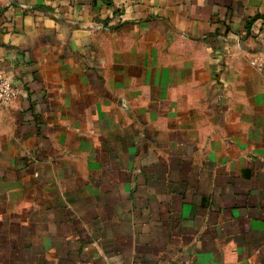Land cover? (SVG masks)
Instances as JSON below:
<instances>
[{
    "label": "crops",
    "instance_id": "obj_1",
    "mask_svg": "<svg viewBox=\"0 0 264 264\" xmlns=\"http://www.w3.org/2000/svg\"><path fill=\"white\" fill-rule=\"evenodd\" d=\"M0 72V264H264V0H0Z\"/></svg>",
    "mask_w": 264,
    "mask_h": 264
},
{
    "label": "built area",
    "instance_id": "obj_2",
    "mask_svg": "<svg viewBox=\"0 0 264 264\" xmlns=\"http://www.w3.org/2000/svg\"><path fill=\"white\" fill-rule=\"evenodd\" d=\"M256 64V61H252ZM18 95V90L13 80L3 72H0V105L10 104Z\"/></svg>",
    "mask_w": 264,
    "mask_h": 264
}]
</instances>
